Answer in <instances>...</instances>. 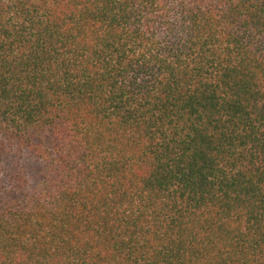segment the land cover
I'll use <instances>...</instances> for the list:
<instances>
[{
	"label": "trees",
	"instance_id": "16d2710c",
	"mask_svg": "<svg viewBox=\"0 0 264 264\" xmlns=\"http://www.w3.org/2000/svg\"><path fill=\"white\" fill-rule=\"evenodd\" d=\"M0 264H264V0H0Z\"/></svg>",
	"mask_w": 264,
	"mask_h": 264
}]
</instances>
